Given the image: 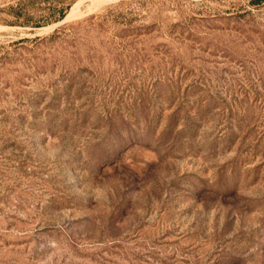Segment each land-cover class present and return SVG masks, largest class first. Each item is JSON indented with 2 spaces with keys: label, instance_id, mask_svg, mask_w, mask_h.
<instances>
[{
  "label": "rangeland",
  "instance_id": "374dc122",
  "mask_svg": "<svg viewBox=\"0 0 264 264\" xmlns=\"http://www.w3.org/2000/svg\"><path fill=\"white\" fill-rule=\"evenodd\" d=\"M0 264H264V0H0Z\"/></svg>",
  "mask_w": 264,
  "mask_h": 264
}]
</instances>
